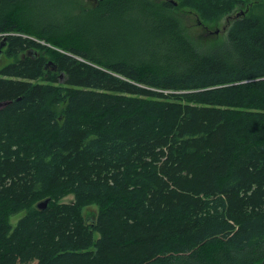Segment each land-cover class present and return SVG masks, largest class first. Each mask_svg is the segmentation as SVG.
<instances>
[{
  "label": "trees",
  "instance_id": "trees-1",
  "mask_svg": "<svg viewBox=\"0 0 264 264\" xmlns=\"http://www.w3.org/2000/svg\"><path fill=\"white\" fill-rule=\"evenodd\" d=\"M250 1L95 0L47 19L0 0V264H264ZM177 6L227 14L224 43L199 48Z\"/></svg>",
  "mask_w": 264,
  "mask_h": 264
},
{
  "label": "rangeland",
  "instance_id": "rangeland-1",
  "mask_svg": "<svg viewBox=\"0 0 264 264\" xmlns=\"http://www.w3.org/2000/svg\"><path fill=\"white\" fill-rule=\"evenodd\" d=\"M250 2V5L247 3L242 6L241 9L247 8L249 5V7L251 6V10L254 13H264V0H260L259 2H257V4L254 5V0H251ZM94 3L95 0H35V8L38 11V14L44 16L47 19H50V16L52 13L54 14V11L61 12L62 10L68 11L70 10V8L77 9L79 5L89 7ZM174 4L177 5V3ZM238 9L239 7H236L234 10ZM171 10L172 13L179 18L181 24L186 29L188 36L199 48L219 45L225 40V26L229 18L227 14L222 15L214 21L199 22L197 13H195V11L191 8L177 6L175 8H172ZM234 14L235 13H232L230 15ZM58 17L60 16L58 15ZM13 60L14 58L12 56H8L3 51H0V67ZM60 77H62V75H60ZM71 199L72 195H68L63 200L70 201ZM96 209L97 208L95 205L86 206L84 207L83 212L87 214L90 211H96ZM21 214L22 212L12 215L10 217L11 223L15 224ZM95 235L97 236L98 234L96 233Z\"/></svg>",
  "mask_w": 264,
  "mask_h": 264
},
{
  "label": "water",
  "instance_id": "water-1",
  "mask_svg": "<svg viewBox=\"0 0 264 264\" xmlns=\"http://www.w3.org/2000/svg\"><path fill=\"white\" fill-rule=\"evenodd\" d=\"M243 13H244V12H243ZM2 45H3V43H0V48H1ZM4 103H5V102H0V104H4ZM48 201H49V199L46 198V199H44V200L38 202V203H37L38 208H44V207L47 205Z\"/></svg>",
  "mask_w": 264,
  "mask_h": 264
}]
</instances>
